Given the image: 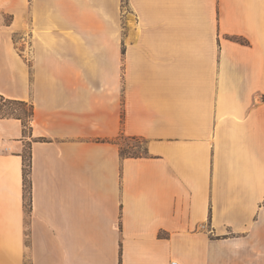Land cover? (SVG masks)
Instances as JSON below:
<instances>
[{
	"label": "crops",
	"instance_id": "0c3cea01",
	"mask_svg": "<svg viewBox=\"0 0 264 264\" xmlns=\"http://www.w3.org/2000/svg\"><path fill=\"white\" fill-rule=\"evenodd\" d=\"M0 264H264V0H0ZM234 38H242L245 44ZM148 155L123 158L120 136ZM32 154L26 208L24 151Z\"/></svg>",
	"mask_w": 264,
	"mask_h": 264
},
{
	"label": "trees",
	"instance_id": "16d2710c",
	"mask_svg": "<svg viewBox=\"0 0 264 264\" xmlns=\"http://www.w3.org/2000/svg\"><path fill=\"white\" fill-rule=\"evenodd\" d=\"M235 41L245 44L246 41L242 38H234ZM35 115L34 106L30 103L17 100H9L3 96H0V118H15L22 121L24 126V134L27 136L32 132V122ZM129 140L130 142H135L137 146L123 147L121 144L122 140ZM120 147V155L123 158H141L148 155V148L146 141L135 138V137H125L120 136L116 141H114ZM137 149L138 152H133ZM143 150V152H142ZM24 193L26 208L29 211L32 207V181L30 178L32 170V154L30 151H24Z\"/></svg>",
	"mask_w": 264,
	"mask_h": 264
},
{
	"label": "rangeland",
	"instance_id": "374dc122",
	"mask_svg": "<svg viewBox=\"0 0 264 264\" xmlns=\"http://www.w3.org/2000/svg\"><path fill=\"white\" fill-rule=\"evenodd\" d=\"M14 18L8 16L1 17L0 14V35L2 37L8 36L12 39V41L17 45L19 49H22L21 43H29V29H27V21L23 20V33H15L14 29ZM121 144L123 147L137 146L135 142H130L129 140H122ZM28 152V151H27ZM133 152H138L137 149H134ZM143 152V150H142Z\"/></svg>",
	"mask_w": 264,
	"mask_h": 264
},
{
	"label": "built area",
	"instance_id": "2783aa9c",
	"mask_svg": "<svg viewBox=\"0 0 264 264\" xmlns=\"http://www.w3.org/2000/svg\"><path fill=\"white\" fill-rule=\"evenodd\" d=\"M171 264H180V263L177 261H173V262H171Z\"/></svg>",
	"mask_w": 264,
	"mask_h": 264
}]
</instances>
